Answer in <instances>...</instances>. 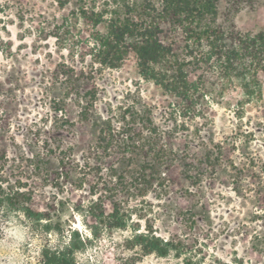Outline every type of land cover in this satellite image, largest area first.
Segmentation results:
<instances>
[{"label": "rangeland", "instance_id": "rangeland-1", "mask_svg": "<svg viewBox=\"0 0 264 264\" xmlns=\"http://www.w3.org/2000/svg\"><path fill=\"white\" fill-rule=\"evenodd\" d=\"M74 8L72 3L61 10L55 0H0V183L29 193L34 209L45 214L38 223L8 211L31 228L24 249L28 264H42L43 251L63 247L74 231L87 239L76 264H184L186 258L264 264V75L260 98L248 100L237 83L225 92L215 88L205 101L206 117L184 125L177 99L144 80L135 60L100 71L85 44L54 30ZM218 9L221 20L228 15L241 30L264 32V0H238L230 13L228 0H220ZM73 72L81 80L78 89L61 76ZM93 83L97 101L87 102L85 91ZM55 107L65 109L66 117ZM150 118L179 133L177 149L224 143V161L200 184L179 180L166 197L154 191L133 201L126 230L94 236L86 210L97 180H87L86 166L108 162L100 142L103 123L111 119L120 139L146 133ZM230 159L245 174L239 186ZM149 226L158 237L181 240L186 255L159 258L132 247L135 230L146 233Z\"/></svg>", "mask_w": 264, "mask_h": 264}, {"label": "trees", "instance_id": "trees-1", "mask_svg": "<svg viewBox=\"0 0 264 264\" xmlns=\"http://www.w3.org/2000/svg\"><path fill=\"white\" fill-rule=\"evenodd\" d=\"M55 2L61 10L72 3L75 8L54 30L85 44L92 64L100 71L118 69L125 61L135 60L144 80L177 99L184 125L206 117L205 101L215 88L225 92L237 83L248 100L262 96L264 32L241 30L228 15L221 20L220 0ZM237 4L238 0H228V13ZM61 76L69 88L78 89L81 80L75 72ZM97 97L93 83L83 99L96 102ZM55 112L66 117L61 107H55ZM82 120L87 121L88 116L84 115ZM146 122V133L130 132L120 139L113 131L111 119L103 123L100 142L108 162L95 168L86 166L91 172L86 175L87 180H97L90 187L86 210L94 223L87 227L94 236L101 231L126 230L134 217L130 207L133 201L154 191L158 197H166L179 180L200 184L206 174L215 173L224 161V143H203L197 151L186 143L183 149H177L173 141L179 137L178 132L156 126L151 118ZM230 162L234 185L239 186L245 174L232 159ZM0 208L22 213L38 223L45 218L44 213L34 209L29 193L1 183ZM130 243L145 255H186L181 240L158 237L150 226L146 233L135 230ZM86 244L87 239L79 232H71L63 247L43 251L42 264H76L75 255ZM184 264L198 263L186 258Z\"/></svg>", "mask_w": 264, "mask_h": 264}, {"label": "clouds", "instance_id": "clouds-1", "mask_svg": "<svg viewBox=\"0 0 264 264\" xmlns=\"http://www.w3.org/2000/svg\"><path fill=\"white\" fill-rule=\"evenodd\" d=\"M0 219V256L3 264H28L24 255L25 246L30 242L31 228L16 220V215H8Z\"/></svg>", "mask_w": 264, "mask_h": 264}]
</instances>
